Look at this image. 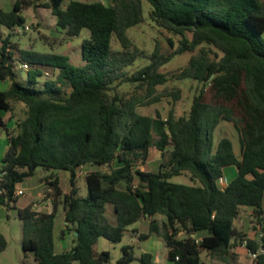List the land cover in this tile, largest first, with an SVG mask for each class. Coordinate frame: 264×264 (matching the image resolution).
I'll list each match as a JSON object with an SVG mask.
<instances>
[{
    "label": "trees",
    "instance_id": "trees-1",
    "mask_svg": "<svg viewBox=\"0 0 264 264\" xmlns=\"http://www.w3.org/2000/svg\"><path fill=\"white\" fill-rule=\"evenodd\" d=\"M42 1L16 0L9 12L0 7V27L10 31L0 35V129L7 131L2 113L11 112L14 102L28 109L18 132L7 134L0 205L15 208L17 185L39 168L67 172L70 191L64 193L51 173L52 212H36L32 206L18 211L24 252H32L36 264H108L110 253L96 251L100 239L120 243L142 219L149 221V231L140 238L160 235L172 264H202L203 252L227 262L240 246L256 251L264 244V0H146L156 24L181 37L174 52L165 55L156 49L149 56L128 36L130 28L144 21V0H70L65 8L64 0ZM35 2L51 10L68 36L90 32L82 42V65L63 54L24 50L12 42L14 29L25 23L23 9ZM115 39L121 50L114 49ZM198 47L189 66L176 74L203 84L186 116L173 111L166 118L141 115L134 100L111 94L118 82L154 91L167 82L160 69ZM145 57L149 64L129 77L125 69ZM23 64L29 66L24 84L16 80V69ZM49 72L54 78L37 87ZM206 87L211 101L206 100ZM222 121L232 123L238 133L239 156L229 138L215 148V130ZM153 148L162 158L168 156L167 162L155 172L141 170ZM86 165L98 169L86 174L88 194L81 197L78 170ZM105 165L108 170H99ZM230 167L237 174L221 186ZM185 172L198 184L172 181ZM60 205L75 235L69 251L56 253ZM108 205L114 223L107 216ZM242 208H251L258 217L257 238L237 229ZM6 247L0 235V253ZM122 250L116 264H132L134 247ZM139 263L153 264V255L143 253ZM257 264H264V256Z\"/></svg>",
    "mask_w": 264,
    "mask_h": 264
},
{
    "label": "rangeland",
    "instance_id": "rangeland-1",
    "mask_svg": "<svg viewBox=\"0 0 264 264\" xmlns=\"http://www.w3.org/2000/svg\"><path fill=\"white\" fill-rule=\"evenodd\" d=\"M46 0H43L44 2ZM70 0H64L63 6L67 7ZM83 2L103 1L105 4H112L113 0H79ZM16 0H0V7L9 12L13 10ZM151 5L144 0V21L128 30V36L132 43L147 56L153 54L156 49L162 54L174 52L180 44L181 37L166 29L159 27L151 17ZM21 15L25 18L24 25L20 26L25 29L20 32H13L11 40L18 44L21 49L31 50L38 53H53L63 54L70 58L74 65H82V42L89 37L90 32L84 29L79 36L70 37L66 31L57 26V19L53 16L51 10L41 7L39 2L23 9ZM10 31L5 27H0V35L6 37ZM191 37V35H189ZM264 38V35H263ZM113 47L116 50H121L119 42L115 39ZM198 47L194 52H186L175 56L169 63L160 69V72L166 75L167 82L155 87L154 91L146 87H139L136 83L118 82L114 85L111 91L112 95L118 94L124 101L134 100L136 102V111L141 115L156 117V114H161L164 118L168 116L170 111H173L177 117L186 116L192 106L193 99L199 94L203 88V84L193 79H179L176 74L189 66L191 58L199 51ZM214 52H217L214 49ZM214 57V53L211 54ZM150 60L139 58L133 65L127 67L125 72L128 76H132L137 70L149 64ZM49 76L39 78L37 87H41L46 79L54 78V74L49 72ZM16 80L21 83H26L27 72L19 67L16 69ZM9 83L1 86L2 90L9 87ZM206 100L211 101L212 92L209 87H206ZM157 101H154V100ZM151 102V103H149ZM27 107L24 103L14 102L13 110L9 113H2L7 124V131L0 129V165L5 153L8 150V135L15 134L19 130L21 123L27 116ZM229 138L234 145L235 153L240 155L239 136L233 124L227 121H222L215 130L214 144L215 148L222 138ZM3 138V139H2ZM150 160L147 164L139 167L144 171L155 172L158 170L162 162H167L168 156L162 158L161 153L155 148L151 149ZM98 168L91 165L84 166L81 170L83 174L77 179V187L79 196L86 197L88 189L85 183L87 173L97 170ZM99 170L106 171L105 168ZM53 173L60 179L61 187L64 193L70 191L69 174L62 171H46L42 168L37 169L34 177L25 180L21 186L26 190V195L17 197L16 206L11 210L0 205V235H3L7 242L6 249L0 253V264H36L32 252H24L22 247L23 238V222L18 217V211L32 206L34 203L41 204L47 199H51L46 193V183L50 174ZM237 169L230 167L226 169V177L220 184L226 186L232 179L235 178ZM173 182L179 184H198L197 181L191 180V175L188 172L181 176L174 177ZM107 216L111 222H115L113 207H107ZM258 217L254 214L251 208H242L239 218L236 221V227L242 231L248 238H257L259 222ZM264 223V221H263ZM65 224V213L63 206L60 205L58 214L55 220V242L58 244V231ZM146 227V222L142 221L140 231ZM71 230V229H67ZM139 231V232H140ZM69 240L74 239V234L68 233ZM145 241L136 239L134 246V261L132 264H140L139 257L141 254V246L145 245ZM130 245V236L126 233L120 243H112L107 239H100L96 251L102 249L108 251L111 255V260L108 264H116L122 257V248ZM247 248L240 246L234 250L233 256L229 261H221L207 252L201 255L202 264H253L252 259L247 255ZM162 264H171L168 261H163Z\"/></svg>",
    "mask_w": 264,
    "mask_h": 264
},
{
    "label": "crops",
    "instance_id": "crops-1",
    "mask_svg": "<svg viewBox=\"0 0 264 264\" xmlns=\"http://www.w3.org/2000/svg\"><path fill=\"white\" fill-rule=\"evenodd\" d=\"M8 146H9V143H8ZM32 210L49 214L53 210V205L49 201H44L41 204L34 203L32 205ZM262 217H264V215ZM158 219L162 220L163 218L158 217ZM142 221L146 222V227L143 231H140V226H141ZM148 228H149V221L146 219H142L141 221L130 226L126 232L130 236V245H132L134 247L136 244V239H139L140 241H145L146 244L141 246L140 256L143 253L152 254L153 255V264H162L163 261L169 262V260H168V248L166 247V244L160 235L153 234V235H150L146 239L140 238V236L142 234H148V231H149ZM67 229H68V225L65 222L63 228H61L58 231V235H59L58 244L55 242L56 253H62L65 251H69L74 245V239L69 240L68 233L74 234V235H75V233L73 231H69ZM182 235H183V233L180 232L179 236H182ZM54 236H55V230H54ZM201 236H202V234H200L198 237L201 238ZM99 243H100V241H99ZM99 243H98V245H99ZM234 250H233V253H234ZM102 251H106V250L102 249L100 252H102ZM247 255H248V250H247ZM232 256H233V254H232ZM169 263H171V262H169Z\"/></svg>",
    "mask_w": 264,
    "mask_h": 264
},
{
    "label": "built area",
    "instance_id": "built-area-1",
    "mask_svg": "<svg viewBox=\"0 0 264 264\" xmlns=\"http://www.w3.org/2000/svg\"><path fill=\"white\" fill-rule=\"evenodd\" d=\"M28 28H29L28 26H25L24 28L16 27L14 29V32H20V31H23V30L28 29ZM22 68L24 70H28L29 69V66H28V64H23L22 65ZM82 168L83 167H81L78 170V177L83 174V171L81 170ZM102 168H105V170H108L109 169V166L108 165H105ZM5 175H6V172L2 169V163H1V165H0V184L3 182V179H4V176ZM46 184H47L46 185V193L48 195L49 193L52 192V187L50 186V180H47V183ZM3 193H4V190L0 189V195L3 194ZM24 195H26V190L21 186V184H18L17 187H16V189H15L14 196L15 197H22ZM45 201H49L52 204V200L51 199H47ZM263 236H264V232L261 233L260 237H263ZM248 255L252 259L253 264H257V261L259 260V258L261 256H264V244L260 243V246H259V248L256 251L248 250Z\"/></svg>",
    "mask_w": 264,
    "mask_h": 264
},
{
    "label": "water",
    "instance_id": "water-1",
    "mask_svg": "<svg viewBox=\"0 0 264 264\" xmlns=\"http://www.w3.org/2000/svg\"><path fill=\"white\" fill-rule=\"evenodd\" d=\"M76 235H77V233H76Z\"/></svg>",
    "mask_w": 264,
    "mask_h": 264
}]
</instances>
